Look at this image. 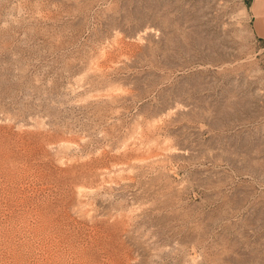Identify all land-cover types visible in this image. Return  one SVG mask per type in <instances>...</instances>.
I'll return each mask as SVG.
<instances>
[{
    "label": "rangeland",
    "instance_id": "obj_1",
    "mask_svg": "<svg viewBox=\"0 0 264 264\" xmlns=\"http://www.w3.org/2000/svg\"><path fill=\"white\" fill-rule=\"evenodd\" d=\"M250 1L0 0V264H264Z\"/></svg>",
    "mask_w": 264,
    "mask_h": 264
},
{
    "label": "crops",
    "instance_id": "obj_2",
    "mask_svg": "<svg viewBox=\"0 0 264 264\" xmlns=\"http://www.w3.org/2000/svg\"><path fill=\"white\" fill-rule=\"evenodd\" d=\"M248 10L253 35L264 41V0H251Z\"/></svg>",
    "mask_w": 264,
    "mask_h": 264
}]
</instances>
